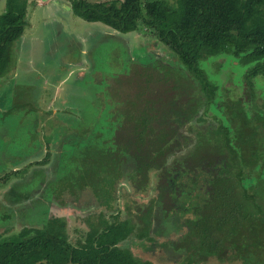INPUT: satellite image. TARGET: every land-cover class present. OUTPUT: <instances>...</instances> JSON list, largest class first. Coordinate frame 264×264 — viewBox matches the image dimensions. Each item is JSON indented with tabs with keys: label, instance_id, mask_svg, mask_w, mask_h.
Listing matches in <instances>:
<instances>
[{
	"label": "trees",
	"instance_id": "trees-1",
	"mask_svg": "<svg viewBox=\"0 0 264 264\" xmlns=\"http://www.w3.org/2000/svg\"><path fill=\"white\" fill-rule=\"evenodd\" d=\"M176 2L70 0L72 13L84 21L120 33L148 27L180 62L181 90L174 79L166 92H151L144 79L139 92L112 100L114 117L120 116L111 134L118 144L113 152L122 147V153L108 162L116 175L92 177L111 194L114 182L128 183L130 192L117 196L134 208L111 205L101 210L102 221L98 213L96 221L84 217V236L74 239L57 216L45 217L39 227L1 231L0 264H153L138 253L155 250L171 259L166 264H264V92L254 88L255 78L264 79V0ZM6 3L0 75L27 25L25 0ZM219 55L244 67L245 89L237 98L219 90L202 66ZM149 190L157 198L152 207L127 200ZM164 217L171 219L169 232L161 229Z\"/></svg>",
	"mask_w": 264,
	"mask_h": 264
},
{
	"label": "rangeland",
	"instance_id": "rangeland-1",
	"mask_svg": "<svg viewBox=\"0 0 264 264\" xmlns=\"http://www.w3.org/2000/svg\"><path fill=\"white\" fill-rule=\"evenodd\" d=\"M88 1L97 2L104 0ZM140 1L144 2L145 0ZM161 1L172 6H176L177 4L176 0ZM9 5L10 4H7L5 1L0 0V14L3 13V7L5 6V10H7L8 7H10ZM29 7V5H25L24 10L26 9L30 11ZM41 9L40 7H34L31 9L32 12L30 13V19L32 26L25 27L22 33L23 38H27V41H25L27 52H24L23 55L32 58L36 57L41 61H43V58L45 59L44 62H47L48 64L62 59H68L79 63L84 59L88 69L85 75L84 86L89 89L88 92H91V90L94 92H92L91 106L84 101L82 97H79L77 101H81L80 106L84 105L83 107H91L90 111L88 109L90 116H93L94 113L99 118L103 115H107L105 126H107L109 135L110 130L116 132L115 129H117L116 127L119 122L117 123L115 119L118 118V121L120 120V116L117 115L118 117H114V115H116V108L114 109L115 103L112 101L118 94L122 95V93L129 94L131 92H139L143 89L144 79L148 80L147 88L149 90L151 89V92H166L170 87L169 85L174 83V79H176L174 86L180 89V83L182 82L178 68L179 66L181 67L180 62L162 43H159L153 38L149 33L148 27L145 26H141L137 28V30L128 33L118 32L116 35L100 31L98 30V27L84 25L85 29L77 28L76 30L74 35L78 33V37H69L68 42H66L65 39L58 40V37H62L61 35H58L55 36L53 42L56 41V43L52 42L51 49H45L44 51L35 50V45L30 48L34 41L42 40L45 36L46 39L50 35L52 37V32L51 34L47 33L49 26L44 28L41 27V22L44 18ZM44 19L49 20L48 18ZM80 34H83L82 41L79 37ZM81 47H84L86 50L85 56L80 55L79 50ZM31 50L33 51L30 52ZM18 55L20 56L22 54ZM11 57L12 59L16 57L14 45L11 47ZM39 57L42 58L40 59ZM202 66L209 74V79L218 85L219 90L223 91V89H226L231 98H237L242 94L243 89H245L241 78L244 67L239 65L236 60L230 57V55H219L209 58ZM51 76L52 74L49 73L48 85L52 83ZM76 83L77 82H74V77L67 81L68 85L73 86H70L71 89L73 88V91L78 89L76 86L79 85ZM22 84L23 82L18 79L16 86L9 84V89L8 83H5L0 86V92L2 94L8 92L5 97L9 101V106L11 105L10 108H12V111H18V115L20 114V109L23 108L26 113V115H24L25 119L30 124L31 121H34L35 115H37V118L41 117L40 110L45 99L43 98V100H41L40 98L41 91L37 88L38 82L33 81L29 84ZM254 88L255 92H264V79L255 78ZM87 95L88 94L86 93L85 97ZM101 108L104 109L102 110V113ZM101 120H103V118ZM7 124V122H0V133L10 132L9 134L11 135V138L7 140L10 141L12 139L11 143L13 146L14 144H17L14 148L24 150L33 143L29 138L34 140L37 133L34 134V132H32L33 130L28 126L21 129L17 128V124H10V126H7ZM113 125L114 127L110 129L109 127ZM86 129L87 128L75 130L77 132L76 136L78 138L81 136L82 139L85 138L87 135V132L85 131ZM112 137L113 136H109L108 138V136L100 130H92L91 134L85 138L87 143L84 144L83 147L79 146L77 148L78 154L80 155V163L78 162V167L80 166L79 170L77 172L72 169L69 170V165L67 167L65 161L61 162L56 180L40 190L38 189L40 188L39 184L42 178L40 173L24 175L25 177H23V175L19 176V178H21L18 180V185L10 184L8 181L1 179L0 227L11 224V229L5 235L16 233V231L23 226H41L45 220V215L47 214V199H51V203L53 202L59 205L64 203L63 205H73L74 207H77V209L81 211L83 218L90 217L91 215H94L95 218L98 213V221L103 220L101 210L105 211L111 205L114 206L117 204V209L122 210H124L123 205L134 208L135 206L130 202L126 203L127 201L121 199V196H117L119 193L123 194L124 190L130 192V186L126 182L120 180L113 183L114 188H119L120 186L122 188L121 192H118V190L115 191V194L117 195L109 192L99 194V192H93V189L90 187L92 184V187L99 188V184L94 180L95 178L93 179L92 174L96 173L94 175L96 178H102L105 180H108V177H112L114 174L113 170L108 169V167L111 166L108 162H112L114 158H118L121 155L122 147H120L121 153H119L118 150L114 153L113 150L116 151V149H118L116 147L118 144L111 140ZM109 149L111 153L108 151ZM23 170L24 169H22L21 172H23ZM114 170H117V167H115ZM88 175L89 177H87ZM88 178V182L86 181L85 183L84 180ZM13 180L11 181L13 182ZM13 185L15 186L13 187ZM150 186L151 190H153L154 186L152 178L150 179ZM10 187L12 188L9 190ZM103 187L106 189L107 185ZM156 199V194L150 190L145 194L127 198L128 201H145V203H148L147 205H150L151 207L154 206L153 203ZM77 209L73 208L70 210V212L74 214V217L78 214ZM83 218L76 217L75 219L77 221H73L71 218L69 219V223L66 224V230L70 239L84 236L86 228L82 223ZM94 218L93 221H96L97 219ZM171 224L170 218L164 217L161 219L160 226L163 231H171ZM138 252L139 251H137V253ZM138 256L145 259L148 256L151 257L153 264H166L172 262L169 257L162 256V253L158 250H155L152 255H149L148 253H138ZM208 264L219 263L209 260ZM221 264L240 263L235 261L224 262Z\"/></svg>",
	"mask_w": 264,
	"mask_h": 264
},
{
	"label": "crops",
	"instance_id": "crops-1",
	"mask_svg": "<svg viewBox=\"0 0 264 264\" xmlns=\"http://www.w3.org/2000/svg\"><path fill=\"white\" fill-rule=\"evenodd\" d=\"M3 1L6 2V0ZM25 5L30 6V11L25 9L24 12L27 21L25 27L32 26L30 19L31 9L40 7V9L42 8L41 13L44 18L49 19L45 20L43 18L41 27L44 28L49 26L47 33L51 34L52 32V37L50 35L46 39L45 36L44 39L33 42L30 48L35 45V50L44 51L45 49H51L52 42L55 36L58 35L62 36L61 38L58 37V40L65 39L66 42H68L69 37H78V33L76 35L74 34L77 28L85 29L84 25L98 27V30L106 33L116 35L118 33L99 22H87L75 16L70 8V0H25ZM3 8L4 13L6 11L5 6ZM79 37L82 41L83 34H80ZM26 39H24L21 34L20 37L13 42L11 47L14 45L16 57L14 59L11 57L6 71L0 75V86L8 83V88L10 89L9 84L16 86L18 79L23 82L22 85L36 81L38 82L37 88L41 91L40 98L41 100H43V98L45 100L40 110L41 117L37 118V115H35L34 121H31L29 124L25 119L24 115H26V113L23 108L20 109V114L17 115L18 111H12V108H10L11 105L9 106V101L5 97L8 92H4L3 94L0 92V122H7V126H10V124H17V128L21 129L28 126L33 130L32 132H34V134L37 133L34 140L29 138L33 143L24 150L14 148L17 144L13 146L11 143L12 139L10 141L7 140L11 138L10 132L0 133V180L4 179V181H8L10 184H17L18 180L21 178H19V176L23 175V177H25L24 175L40 173L42 175L39 184L40 188H38L40 190L56 180L61 162L65 161L67 167L69 165V170L72 169L75 172L79 170L80 155L78 154L77 146L82 145L81 147H83V145L87 143L85 138L91 134L92 130H100L105 133L108 138L113 132L110 130L109 135L107 126H105L107 115H103L99 118L95 113L93 116H90V112L88 113V109L89 111L91 110L92 92L94 91L91 90V92H88L89 89L84 86L85 75L88 71L85 60L83 59L77 63L68 59H62L48 64L44 62L45 59L42 57L39 58H42L43 61L38 60L36 57H33L35 58L33 59L32 57L23 55L24 52H27ZM53 43H56V41ZM32 51L33 50L30 52ZM79 52L81 56H85L86 54L84 47H81ZM18 54L22 55L19 56ZM49 73L52 74V83L50 85H48ZM72 77H74V82H77L76 84L79 85L76 86L78 89L75 91H73V88L71 89V87H73L72 85H68L69 83L67 84V81ZM86 93L88 95L85 97ZM79 97H82L90 106H88V108L86 106L83 107L84 105L80 106L81 101H77ZM102 110L104 109L101 108V113ZM102 118L103 120H101ZM113 127L114 125L109 128L112 129ZM82 128H87L85 130L87 135L83 139L79 135L80 139L76 136L77 132L75 130H80ZM45 156H47V161L43 164L39 163ZM22 169H24L23 172H21ZM11 180L16 183H13ZM97 182L99 188L90 186L93 192H99V194L106 191L108 192L107 188L105 189V187H103L104 183L102 181L97 180ZM14 186L15 185H13V187ZM11 188L12 187H10L9 190ZM121 189L120 186L119 188H115V191L118 190V192H121ZM114 195L117 194L114 192ZM63 204L64 203H62V205L51 203V199H47V214L45 217H62L66 224L69 223L70 218L73 221H77L75 219L76 217L83 218L81 211L77 209V207ZM73 208L78 210V214L75 217L73 216L74 214L70 212ZM114 208H118L117 204L114 205ZM82 223L84 226L83 219ZM10 226L11 224L0 227V232L4 230L8 232L11 229Z\"/></svg>",
	"mask_w": 264,
	"mask_h": 264
}]
</instances>
